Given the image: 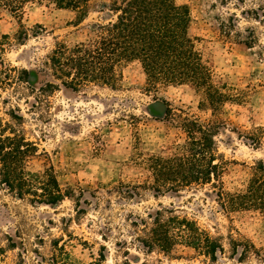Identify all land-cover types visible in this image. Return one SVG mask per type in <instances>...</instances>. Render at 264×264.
<instances>
[{
    "label": "rangeland",
    "instance_id": "obj_1",
    "mask_svg": "<svg viewBox=\"0 0 264 264\" xmlns=\"http://www.w3.org/2000/svg\"><path fill=\"white\" fill-rule=\"evenodd\" d=\"M101 1L79 23L76 12L45 2L16 13L0 10V36H10L4 61L36 76L34 91L26 84L0 89V118L11 121V109L22 116L19 128L38 147L28 169L51 166L71 195L55 205L31 203L0 184V264H49L56 244L79 263L103 253V264H264L253 254L240 262L228 244L232 235L264 247L260 216L226 214L208 186L156 194L149 166L152 157L170 155L183 143V117L218 121V152L230 161L226 181L240 182L248 166L264 161V0H174L188 7L189 34L214 80L241 93L239 102H226L215 114L199 106L201 93L190 85L151 88L136 62L123 68L117 89L73 91L55 80L47 55L56 41L73 45L92 37V25L109 17ZM20 27L29 33L24 44L14 38ZM47 82L58 87L42 96L37 88ZM160 207L222 239L224 253L211 263L190 249L173 256L146 252L133 222L141 227L140 218L149 221L147 214Z\"/></svg>",
    "mask_w": 264,
    "mask_h": 264
},
{
    "label": "trees",
    "instance_id": "obj_2",
    "mask_svg": "<svg viewBox=\"0 0 264 264\" xmlns=\"http://www.w3.org/2000/svg\"><path fill=\"white\" fill-rule=\"evenodd\" d=\"M97 1L0 0V10L16 13L28 4L45 2L76 12L79 23L88 16L92 4ZM100 8L107 9L109 17L92 25V37L73 45L56 41L47 55L51 76L64 87L73 91L90 85L117 89L123 68L136 62L151 88L190 85L201 93L199 106L214 114L226 102L241 100V93L225 82L214 80L211 67L189 34L191 18L186 5H178L174 0H104ZM38 27L42 29L40 25ZM28 36L24 27L14 34L19 44H24ZM9 44L10 36L1 35L0 89L26 84L34 91L30 85L36 80L34 73L4 61L3 54ZM245 44L250 46L249 41ZM57 87V84L47 82L37 89L45 96ZM8 115L11 121L0 118V184L13 196L26 198L31 203L55 205L71 196L70 191L60 187L51 166L42 171L28 169V161L37 155L38 147L19 128L22 116L12 113V109ZM180 127L184 141L176 151L150 159L154 192H179L208 186L210 194L226 214L253 212L264 220V161L259 159L248 166L240 182L226 181L224 176L230 161L218 152L215 139L220 127L218 121L183 117ZM147 218L149 221L140 218L141 227L133 222L142 233L136 240L146 252L158 251L173 256L175 251L190 249L211 263L217 261L218 254L224 253L222 239L173 208L160 207L148 213ZM228 244L232 256H238L240 262L252 254L264 258V247H256L248 239L230 235ZM104 259V254L100 253L95 261L79 263L72 259L64 246L56 244L49 264H103Z\"/></svg>",
    "mask_w": 264,
    "mask_h": 264
}]
</instances>
